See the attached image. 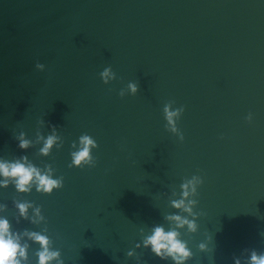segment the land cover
I'll use <instances>...</instances> for the list:
<instances>
[{
	"label": "water",
	"instance_id": "water-1",
	"mask_svg": "<svg viewBox=\"0 0 264 264\" xmlns=\"http://www.w3.org/2000/svg\"><path fill=\"white\" fill-rule=\"evenodd\" d=\"M109 67L116 79L105 84ZM169 103L184 109L182 141L164 117ZM85 134L95 166L69 167ZM22 156L50 165L63 187L22 194L9 181L0 216L17 232L47 227L64 264H173L142 243L174 226L172 214L198 225L178 229L186 264L264 253V0H0V159ZM193 176L203 181L188 197L198 217L171 206ZM17 201L45 222L20 218Z\"/></svg>",
	"mask_w": 264,
	"mask_h": 264
},
{
	"label": "clouds",
	"instance_id": "clouds-1",
	"mask_svg": "<svg viewBox=\"0 0 264 264\" xmlns=\"http://www.w3.org/2000/svg\"><path fill=\"white\" fill-rule=\"evenodd\" d=\"M36 67L40 70L44 69V65L37 64ZM101 80L108 84L109 80H115V74L112 69L105 68L100 73ZM128 90L132 95L137 93V84L129 83ZM121 98L125 96L123 90L120 91ZM184 109L178 108L172 110L171 103L164 106L163 112L167 124L171 126V131L178 134L181 141L182 134L179 133L176 122L179 120ZM251 121V116L248 117ZM55 136H49L43 147L40 149L41 155L47 156L56 143ZM18 146L21 150H27L30 142L23 138V134L19 137ZM73 147H76L75 143ZM97 148L95 140L85 134L79 138V147L71 153V164L69 167L84 168L94 167L95 160L92 156V149ZM48 170L42 172L39 168L28 162L26 156H22L14 161L0 159V188H7L8 182L12 181L17 193H29L33 186L38 193L51 195L54 190H59L63 187V177L53 178V168L48 165ZM203 181L199 176H193L191 179L185 180L181 184L180 198L171 201V206L177 210H183L195 217L198 214H193V206H197L196 199H188L189 196H197V189L202 185ZM187 201V203H186ZM15 207L19 217L29 221L31 224H40L45 222L44 216L41 214V209L35 207L28 201L15 202ZM6 205H0V211H3ZM29 209H34L33 215L29 216ZM172 225L166 231L163 226H155L151 229V234L143 237V247L150 249L151 253L162 261L171 260L173 264H186L192 259V252L188 249L187 243L181 239V233L178 229H183L187 226L188 234H195L198 230V225L195 218L189 220L186 216L168 215L165 217ZM19 222V221H18ZM48 229L45 227L42 231H29L25 229L22 232L12 230L9 220L5 216H0V264H30L29 250L31 244L39 246L35 252L37 264H64L61 259L59 250H53V241L47 235ZM31 242V244L29 243ZM139 245H137L138 247ZM200 252H207L206 244L199 245ZM134 251H129L127 256H135ZM234 264H240V259L234 257ZM138 264L139 258L137 257ZM245 264H264V253L258 254L255 250L251 251L247 257Z\"/></svg>",
	"mask_w": 264,
	"mask_h": 264
}]
</instances>
